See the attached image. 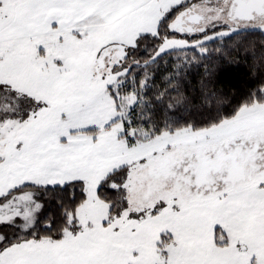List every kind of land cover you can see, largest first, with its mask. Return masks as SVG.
I'll return each instance as SVG.
<instances>
[{"label": "snow or ice", "instance_id": "6c2138e0", "mask_svg": "<svg viewBox=\"0 0 264 264\" xmlns=\"http://www.w3.org/2000/svg\"><path fill=\"white\" fill-rule=\"evenodd\" d=\"M0 264H264V0H0Z\"/></svg>", "mask_w": 264, "mask_h": 264}]
</instances>
